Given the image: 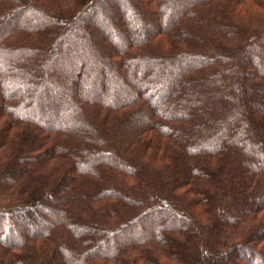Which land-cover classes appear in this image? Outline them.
<instances>
[{"label":"trees","instance_id":"16d2710c","mask_svg":"<svg viewBox=\"0 0 264 264\" xmlns=\"http://www.w3.org/2000/svg\"><path fill=\"white\" fill-rule=\"evenodd\" d=\"M0 264H264V0H0Z\"/></svg>","mask_w":264,"mask_h":264}]
</instances>
